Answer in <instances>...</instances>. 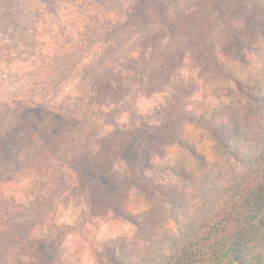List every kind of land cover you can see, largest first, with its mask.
Wrapping results in <instances>:
<instances>
[{
  "label": "trees",
  "instance_id": "16d2710c",
  "mask_svg": "<svg viewBox=\"0 0 264 264\" xmlns=\"http://www.w3.org/2000/svg\"><path fill=\"white\" fill-rule=\"evenodd\" d=\"M229 2L243 7L248 0ZM112 32L107 28L106 38ZM176 39L184 37L164 25L152 43L144 35L112 58L99 79L118 71L123 81L84 114L75 105L59 109L26 98L9 105L12 114L34 113L36 121L24 155L0 176L14 187L8 200L25 207L53 177L72 171L80 189L38 229L48 226L45 236L33 231L17 239L0 264H264V59L226 63L223 76L198 82L203 95L194 106L172 113L169 103L187 82L170 90L159 84L149 97L142 75L152 69L137 52H172L181 44ZM146 129L156 142L145 159H131L132 150L130 161L120 157ZM47 146L42 172L17 171ZM52 229L66 231L53 248Z\"/></svg>",
  "mask_w": 264,
  "mask_h": 264
},
{
  "label": "rangeland",
  "instance_id": "374dc122",
  "mask_svg": "<svg viewBox=\"0 0 264 264\" xmlns=\"http://www.w3.org/2000/svg\"><path fill=\"white\" fill-rule=\"evenodd\" d=\"M164 25L184 37L178 40L179 47L164 54L137 52V56L152 69L142 75L149 77L144 89L149 97L159 91V84L170 90L173 84L177 88L187 82L169 103L168 112L194 106L203 95L198 82L223 76L226 63L264 59V0H248L243 7L232 8L229 0H0V176L24 155V142L36 121L34 113L28 117L12 114L10 104L26 98L30 104L59 109L75 105L84 114L95 98L107 94L110 85L123 81L118 71L99 79L112 58L144 35L152 43ZM107 28L113 31L109 38L104 34ZM254 46L258 49L246 51ZM132 106L133 110L138 107L136 103ZM148 133L146 129L135 134L120 157L127 158V151L132 150L131 159L144 160L156 142ZM46 148L41 154L29 155L17 171L42 172L51 154L50 146ZM73 175L74 171L53 177L25 207L8 200L14 187L0 181V257L17 239L33 231L40 238L46 235L48 226L38 229L52 219L72 190L80 189ZM52 232L48 245L53 243V248L58 245L56 238L66 231Z\"/></svg>",
  "mask_w": 264,
  "mask_h": 264
}]
</instances>
